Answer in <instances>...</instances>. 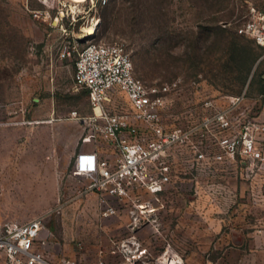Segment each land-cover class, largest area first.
<instances>
[{"label": "rangeland", "instance_id": "obj_1", "mask_svg": "<svg viewBox=\"0 0 264 264\" xmlns=\"http://www.w3.org/2000/svg\"><path fill=\"white\" fill-rule=\"evenodd\" d=\"M72 3L0 0V224L45 216L54 264H264V178L211 140L203 171L191 143L165 160L173 184L145 197L152 209L144 216H105L94 193L80 195L87 177L79 155L92 146L83 120L93 110L74 84L73 52L89 41L123 44L137 76L178 82L165 120L186 127L209 113L208 101L233 106L235 125L223 136L251 120L264 153V45L242 31L264 26V0H88L75 10ZM61 11L69 13L67 30ZM98 18L85 37L82 28ZM242 47L258 56L246 78L231 59ZM125 102L118 94L112 106Z\"/></svg>", "mask_w": 264, "mask_h": 264}, {"label": "built area", "instance_id": "obj_2", "mask_svg": "<svg viewBox=\"0 0 264 264\" xmlns=\"http://www.w3.org/2000/svg\"><path fill=\"white\" fill-rule=\"evenodd\" d=\"M97 1L106 4L108 0ZM59 14L58 23L62 22L67 30L63 23L69 13ZM242 31L264 45V26L249 24ZM73 52H77L74 84L86 90L93 110L83 120L92 146L84 147L79 155L82 172L87 177L80 195L94 193L105 216L117 214L120 209H131L132 213V209H137L144 216L151 210L152 199L145 197L158 198L173 184L165 160L179 147L185 151L190 143L197 172L209 165L203 146L211 140L232 156L240 153L247 159L251 172L264 178V153L255 136L258 125L248 120L235 137L222 134L235 125L233 106L221 108L208 101L204 109L209 113L186 127L173 125L164 119L162 112L171 91L178 87L177 81L150 83L137 76L131 53L120 43L89 41L82 47L75 46ZM71 55L67 48L61 52L62 59ZM118 94H123L126 102L115 108L112 105ZM214 159L221 160L223 155L216 154ZM45 219L38 216L1 223L0 264H54L46 255L50 233L45 228ZM59 264L74 263L64 259Z\"/></svg>", "mask_w": 264, "mask_h": 264}, {"label": "trees", "instance_id": "obj_3", "mask_svg": "<svg viewBox=\"0 0 264 264\" xmlns=\"http://www.w3.org/2000/svg\"><path fill=\"white\" fill-rule=\"evenodd\" d=\"M257 57L253 48L250 47L237 48L231 55V59L236 63L237 70L245 74V78L251 72Z\"/></svg>", "mask_w": 264, "mask_h": 264}, {"label": "bare ground", "instance_id": "obj_4", "mask_svg": "<svg viewBox=\"0 0 264 264\" xmlns=\"http://www.w3.org/2000/svg\"><path fill=\"white\" fill-rule=\"evenodd\" d=\"M71 1L73 2L71 5L73 10H75L77 7H81L82 5H79V4H82L83 2H85V0H71ZM99 22L100 21H97L96 19H94L91 24L89 23L88 25H86V26H88L87 29L83 27L82 31L85 32L84 36L89 37V33H91V31L95 29L94 26L96 27V30H98ZM90 25H92V26H90ZM89 26H90V28H89ZM87 32H89V33H87Z\"/></svg>", "mask_w": 264, "mask_h": 264}]
</instances>
